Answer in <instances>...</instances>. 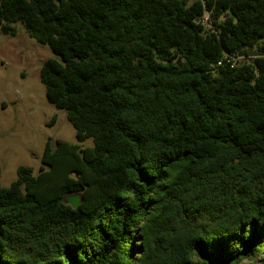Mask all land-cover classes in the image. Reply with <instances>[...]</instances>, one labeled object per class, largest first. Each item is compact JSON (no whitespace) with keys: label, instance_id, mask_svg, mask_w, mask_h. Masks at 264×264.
<instances>
[{"label":"trees","instance_id":"trees-1","mask_svg":"<svg viewBox=\"0 0 264 264\" xmlns=\"http://www.w3.org/2000/svg\"><path fill=\"white\" fill-rule=\"evenodd\" d=\"M18 23L77 143L0 185V264H264V0H0Z\"/></svg>","mask_w":264,"mask_h":264},{"label":"rangeland","instance_id":"rangeland-1","mask_svg":"<svg viewBox=\"0 0 264 264\" xmlns=\"http://www.w3.org/2000/svg\"><path fill=\"white\" fill-rule=\"evenodd\" d=\"M17 35L0 33V185L17 179L18 167L37 176L48 139L76 144V133L65 113L50 105L40 82V67L52 52L31 39L22 23ZM87 139L81 147H91Z\"/></svg>","mask_w":264,"mask_h":264},{"label":"water","instance_id":"water-1","mask_svg":"<svg viewBox=\"0 0 264 264\" xmlns=\"http://www.w3.org/2000/svg\"><path fill=\"white\" fill-rule=\"evenodd\" d=\"M62 202L76 208L81 202V194L76 192L65 194L62 197Z\"/></svg>","mask_w":264,"mask_h":264},{"label":"built area","instance_id":"built-area-1","mask_svg":"<svg viewBox=\"0 0 264 264\" xmlns=\"http://www.w3.org/2000/svg\"><path fill=\"white\" fill-rule=\"evenodd\" d=\"M207 19H208V17H207V16H205V17H204V20H205V21H207ZM219 64H220V63H219Z\"/></svg>","mask_w":264,"mask_h":264}]
</instances>
